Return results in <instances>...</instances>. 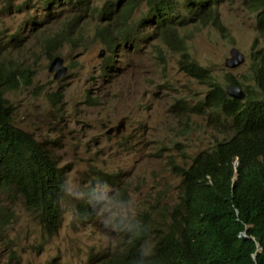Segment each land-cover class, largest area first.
<instances>
[{"label": "rangeland", "instance_id": "obj_1", "mask_svg": "<svg viewBox=\"0 0 264 264\" xmlns=\"http://www.w3.org/2000/svg\"><path fill=\"white\" fill-rule=\"evenodd\" d=\"M117 1L87 0L84 9L62 0H0V58L31 72L30 85L5 96L15 109L14 124L50 150L66 176L61 227L51 237L22 198L0 194V264H98L104 254L111 256L129 243L120 230L130 222L165 225L181 188L178 168L230 132L196 117L184 133V121L197 114L173 112L175 101L190 99L193 106L208 86L175 69L161 72L166 51L151 58L162 43L152 34V24L142 20L146 1ZM131 1L125 17L136 30L133 45L110 52L99 32L113 33L123 25H107L100 11L111 4L120 13ZM213 1L224 29L190 25L184 32L189 52L225 88L230 77L253 86L250 52L257 13L244 0ZM64 29L72 40L66 37L58 49L49 48V39ZM233 49L245 62L230 69ZM57 56L67 72L54 80L49 68ZM121 121L122 133L108 135ZM67 189L74 195H66ZM106 198L117 216L110 227H105L110 213L101 214ZM79 203L94 211L92 223L78 221Z\"/></svg>", "mask_w": 264, "mask_h": 264}, {"label": "trees", "instance_id": "obj_2", "mask_svg": "<svg viewBox=\"0 0 264 264\" xmlns=\"http://www.w3.org/2000/svg\"><path fill=\"white\" fill-rule=\"evenodd\" d=\"M86 1L62 0L67 6L82 5L84 9ZM52 2L45 6L49 8ZM250 2L259 10V34L250 56L254 88H246V100L236 102L212 81L206 69L191 60L186 42L179 35L180 29L189 23L221 28L217 3L146 0L147 14L142 20H155V31L168 52L167 60L210 88L194 107L178 100L174 110L182 114L207 112L219 125H227L231 134L198 154L181 171L179 202L165 225L152 227L143 221L144 227L152 228L156 234L154 247L146 251L150 252L147 264H264V0ZM132 4L133 1L120 13L111 5L100 11L99 19L107 25H123L113 33L107 28L99 32L110 52L122 39L128 43L135 35L125 17ZM66 37L71 39L65 29L61 30L47 45L58 49ZM168 64L167 61L164 66ZM228 81L240 86L232 78ZM30 83V71L13 67L12 60L0 58V193L22 198L39 224L53 233L60 225L65 172L58 167L50 150L14 124L15 109L5 97L7 92ZM135 223L127 224L120 236L124 237L128 227ZM141 239V233L137 234L133 245H122L114 257L104 259L101 264H136Z\"/></svg>", "mask_w": 264, "mask_h": 264}, {"label": "clouds", "instance_id": "obj_3", "mask_svg": "<svg viewBox=\"0 0 264 264\" xmlns=\"http://www.w3.org/2000/svg\"><path fill=\"white\" fill-rule=\"evenodd\" d=\"M145 1H146V0H145ZM177 1H178L180 4H183L185 0H182V1L177 0ZM117 2H118V1H117ZM131 2H132V1H131ZM131 2H130V3H131ZM214 2L217 3V6H216V7H217V10H218V2H217V1H214ZM244 3H245L246 5H248L249 7H251V8L257 13V16H256V31H257V36H258L259 33H258V30H257V17H258L259 10L256 8L255 4H253V3L250 2V0H244ZM128 4H129V3H128ZM107 5H111V4H107ZM116 5H117V3H116ZM105 6H106V5H105ZM105 6H104V7H105ZM111 6H112V5H111ZM131 7H133V4H132ZM110 8H111V7H110ZM112 9H113V8H112ZM124 9H125V8H124ZM124 9H123V10H124ZM114 10H115V9H114ZM130 10H131V9H130ZM130 10L127 11V13H129ZM218 13H219V11H218ZM146 14H147V7H146V13H145V16H146ZM146 22L152 24V26H151V29H152L151 32H152V34H155V35H156V38L159 40V42L162 43V48H158L159 46H156V48H154L152 54H150V55H151V58H154L155 56L161 55V54H162V51H164V50L166 51V59H165V61H162V63H161V64H162V65H161L162 67L160 68L161 72H167V71L170 70V69H175L177 72L182 73V74H184L185 76H187V77H189V78H191V79H193V80H196V79H194V78L188 76L186 73L179 71L178 68L174 65L173 62H170L169 59L167 60V58H168V52H167V49L165 48V46L163 45L164 43L162 42L161 37H160V36L158 35V33H156V31H155L156 28H157V25H156L155 20H153V21H152V20H146ZM219 22H220L221 28H217V27H216V28L219 29V30H223L224 27H223L222 22H221V20H220V15H219ZM127 25H128V21H127ZM190 25L197 26V25H204V24H202V23H189L187 26H185V27H183V28L180 29V31H179V35H180V37L183 38V39L185 40V42H186L187 52H188V54H189L191 60L194 61L199 67H201V68H203V69H206V70L211 74V72H210L207 68L200 66V65H199V64H198V63L192 58V56H191V54H190V52H189V49H188V41H187V39H186V36L184 35V32H185V30L187 29V27H189ZM128 26H129V25H128ZM205 26H208V25H205ZM211 26H212V25H211ZM130 27H131V26H130ZM131 28H132V27H131ZM132 29H134V28H132ZM134 32H136V30H135ZM116 33H118V32H116ZM132 38H134V37H132ZM132 38H131V39H132ZM256 39H257V37H256ZM256 39H255V40H256ZM121 42H122V43H120L119 45H121V44H123V45H127V44H129V45H133L131 41H129L128 43H124V42H123V39L121 40ZM117 47H119V46H117ZM252 49H253V46H252V48H251L250 56H251V53H252ZM157 51H160V52L157 53V54L154 53V52H157ZM233 51H236V52H238L239 54H241V55L243 56L244 61L241 63V64H243V63L245 62V57H244V55H243L241 52H239L237 49H233L232 52H231V55H232ZM154 54H156V55L154 56ZM153 56H154V57H153ZM173 58H177V57L174 56ZM167 61L169 62V64H168L167 66H164L165 63H166ZM237 61H238V59H237V58H233V55H232V58L228 60V64H227L228 68H230V69H235V68H237L239 65H241V64H239V65L236 66V67H232L233 64H235ZM251 65H252V64H251ZM163 69H165V70L163 71ZM211 76H212V74H211ZM230 78H232V79H234L236 82H238V83L240 84V86H238V85H236V84H233V83L229 82V81H228L229 78L227 79V82H229L230 84H229L228 87H226V88H225L224 86H222L220 83H218V82L213 78V76H212V81L215 82V83H217L219 86H222V87H223L222 89H223L225 95H226L229 99H231V100H233V101H236V102H244V101L246 100V98H247L246 88L253 89V88H254V82H253V86H246L245 83H241V82L237 81L234 77H230ZM197 81H198V80H197ZM252 81H253V80H252ZM199 82H200V81H199ZM201 83H202V82H201ZM202 84H203V83H202ZM203 85H207V84H203ZM207 86H208V85H207ZM230 87H234V88L238 89L239 91L243 92V94H244L243 98H242V99H237V98H235L234 96H231V95L228 93V89H229ZM208 88H209V87H208ZM209 90H210V88H209ZM209 90H208V92H209ZM208 92H207V93H208ZM207 93H206V94H207ZM206 94H205V96H206ZM205 96H204V98H205ZM204 98H202L201 100H203ZM178 100H183V99H177V100L175 101V103H174V106H173V112H177V113H179V112H178V111H175L174 108H175V106H176V102H177ZM201 100H198L197 103H198L199 101H201ZM183 101L186 102V103H188L189 106H191V104H190V99H186V100H183ZM195 105H196V104H195ZM195 105H193V106H191V107H194ZM179 114L184 115V114H186V113H184V114L179 113ZM189 114H194V113H189ZM189 114H187V115H189ZM196 114H197V115H196L195 117H192V118H191V116H188L187 119L184 121V133H188V132H190V131L192 130L193 123H196V122H195V119H194V118H196V117L204 118V119H206V120H209V119H210V120L213 121L215 124L217 123V122L214 120L213 116H210L207 112L204 113V114H198V113H196ZM121 124H122L123 126H121ZM118 128H120L121 133H122V131L124 130V122H123V121H121V122L119 123V125H118L116 128H111V129H113L114 131L116 130V132H117V129H118ZM217 128H218L219 132H220V131H226V130H229V131H230L229 127H228L227 125H224V124H222V125H219V124H218V125H217ZM111 129H110V130H111ZM110 130H109V131H110ZM114 131H113V132H114ZM113 132H112V133H113ZM112 133H111V134H112ZM121 133H120V134H121ZM107 134H108V132H107ZM111 134H108V135H111ZM120 134H117V135H120ZM230 135H231V134H230V132H229L228 136L225 137V138H228ZM225 138H223V139H225ZM220 140H222V139L220 138V139L216 140V142H217V141H220ZM216 142L214 143V145L216 144ZM214 145H213V146H214ZM213 146H212V147H213ZM212 147H211V148H212ZM211 148H210V149H211ZM206 150H208V149H206ZM206 150L200 151V152H198L196 155H194V156L192 157L190 163H189L187 166H184V167H180V168H178V173L180 172V176H181V171H182L183 169H187V168L192 164L194 158H195L198 154H200V153H202V152H204V151H206ZM237 165H238V163L236 162V163H235V166H237ZM181 178H182V176H181ZM182 180H183V178H182ZM181 185H182V182H181ZM61 187H62V189L64 190V186L62 185ZM65 192H66V195H68V196H73V195H74V190H73V189H67V190H65ZM180 192H181V188L179 189L178 200H177L176 204L173 206V208H174V207L178 204V202H179ZM3 193L6 194V195H7L8 197H10V198H15V197H13V196L8 195L6 192H3ZM0 194H2V193H0ZM64 196H65V195L63 194V198H62V201H61V203H60L61 219H62V209H61V205H62V202H63ZM110 199H111V198H106V199H105L104 206L101 208V214H104L105 212L110 213V218L105 220V227H110V226L112 225L113 221H115V220L117 219L116 214L111 213V208L109 207ZM173 208H172L170 214L172 213ZM27 210H29V209H27ZM75 214H76V217H77L78 221H79L80 223H82V224H85V225H88V223H89L90 221H91V223H92V222L95 220V219H94V217H95V213H94L93 210L90 209V207L88 206L87 203H79V204L77 205V207H76ZM34 216H35V215H34ZM35 217H36V216H35ZM61 219H60V225H59V228L57 229V231H55V232H53V233H50L49 231L47 232V231L44 229V227H43L41 224H40V225H41V227L45 230V232L48 233V236L51 237V236H53V235H56L57 232L59 231V229H60V227H61ZM109 221H111V223H109ZM113 229L116 230L115 228H113ZM122 229H123V228H122ZM122 229H121V230H122ZM121 230H120V231H121ZM139 233H141L142 239H141V243H140V246H139V249H140V256H139V258L137 259L136 264H147L148 258H149V256H150V252H146V251H151L152 248L154 247L155 242H156V239H155V238H156V234L153 232V229H152V228H151L150 230H149V229H146V228L144 227V223H143V222H136L133 226H129V227H128L127 233H126L125 236H124V238H128V239H129V243H127V244H128V245H131V244L133 245V244H134V241H135V237H136V235L139 234ZM113 255H114V254H113ZM113 255H111V256H107L106 254H104V256H103L102 258L99 259L98 264H101V262H102L104 259L114 257Z\"/></svg>", "mask_w": 264, "mask_h": 264}, {"label": "water", "instance_id": "obj_4", "mask_svg": "<svg viewBox=\"0 0 264 264\" xmlns=\"http://www.w3.org/2000/svg\"><path fill=\"white\" fill-rule=\"evenodd\" d=\"M232 55H233V58L238 59V61L235 64H233L232 67H236L244 61L243 56L239 54L238 52L233 51ZM49 71L50 73H54V80L61 79L67 72V68L64 66V60L59 56L55 57L50 65ZM228 93L237 99H242L244 96L243 92L239 91L238 89L234 87H230L228 89ZM121 126L123 125L121 124ZM113 131L114 130L111 129L110 131H108V134H111ZM120 133H121V130L120 128H118L117 134H120Z\"/></svg>", "mask_w": 264, "mask_h": 264}, {"label": "bare ground", "instance_id": "obj_5", "mask_svg": "<svg viewBox=\"0 0 264 264\" xmlns=\"http://www.w3.org/2000/svg\"><path fill=\"white\" fill-rule=\"evenodd\" d=\"M129 4H127L128 6ZM129 8V7H128ZM127 9V8H126ZM113 48V52H116V48L115 47H112ZM163 52V51H162Z\"/></svg>", "mask_w": 264, "mask_h": 264}]
</instances>
